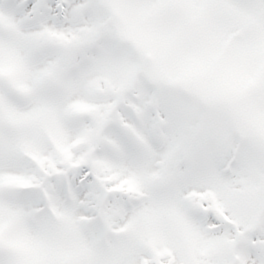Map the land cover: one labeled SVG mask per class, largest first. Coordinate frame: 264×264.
<instances>
[{
  "label": "snow or ice",
  "instance_id": "snow-or-ice-1",
  "mask_svg": "<svg viewBox=\"0 0 264 264\" xmlns=\"http://www.w3.org/2000/svg\"><path fill=\"white\" fill-rule=\"evenodd\" d=\"M0 264H264V0H0Z\"/></svg>",
  "mask_w": 264,
  "mask_h": 264
}]
</instances>
